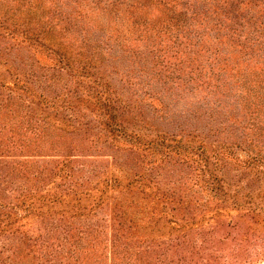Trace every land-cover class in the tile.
<instances>
[{"label": "rangeland", "instance_id": "obj_1", "mask_svg": "<svg viewBox=\"0 0 264 264\" xmlns=\"http://www.w3.org/2000/svg\"><path fill=\"white\" fill-rule=\"evenodd\" d=\"M0 264H264V0H0Z\"/></svg>", "mask_w": 264, "mask_h": 264}, {"label": "trees", "instance_id": "obj_2", "mask_svg": "<svg viewBox=\"0 0 264 264\" xmlns=\"http://www.w3.org/2000/svg\"><path fill=\"white\" fill-rule=\"evenodd\" d=\"M193 219H194V218H193ZM176 239H178V238H176ZM180 239H181V238H180ZM180 239H179V240H180Z\"/></svg>", "mask_w": 264, "mask_h": 264}]
</instances>
